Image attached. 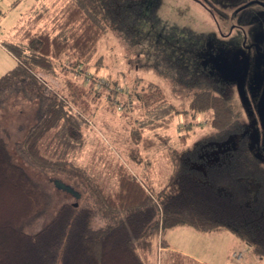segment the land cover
<instances>
[{
	"label": "trees",
	"instance_id": "obj_1",
	"mask_svg": "<svg viewBox=\"0 0 264 264\" xmlns=\"http://www.w3.org/2000/svg\"><path fill=\"white\" fill-rule=\"evenodd\" d=\"M193 1L212 14L219 12L216 0ZM217 1L252 5L251 0ZM109 2L63 0L42 28L39 24L49 15L47 8L39 13L32 10L33 17L18 37L1 43L16 64L0 76V106L7 95L16 93L36 103L34 122L15 145L16 154L45 176L89 192L92 205L61 203L38 230L26 231V224L49 213V197L14 161L0 138V264H149L155 250L163 253L160 264H205L170 249L166 231L182 226L208 233L229 231L249 247L248 254L241 251V264H254L252 256L257 261L264 260V159L250 148L245 125L232 110L225 91L219 88L221 82L214 81L212 85L198 79L192 84L196 88L184 111L167 100L157 83L139 86L142 83L138 82L124 87L145 111L151 131L172 122L180 113L195 119L210 112L206 123L217 141L239 137V145L226 156L227 162L208 169L205 175L180 168L156 188L121 167L117 189L110 194L94 182L86 183L92 179L73 164L72 158L84 143L79 118L68 105L85 110L84 102L89 101L91 92L67 82L68 93L57 95L45 89L36 72L73 76L80 67L86 68L106 33L105 21L112 18ZM1 15L0 10V18ZM94 64L99 65L96 72L101 65ZM186 80L190 78L183 81ZM111 81L123 87L119 81ZM97 98L102 99V95ZM191 123L185 126L188 130ZM133 136L144 150L159 145L139 132ZM129 156L140 163L134 150ZM96 213L104 224L93 227Z\"/></svg>",
	"mask_w": 264,
	"mask_h": 264
},
{
	"label": "rangeland",
	"instance_id": "obj_2",
	"mask_svg": "<svg viewBox=\"0 0 264 264\" xmlns=\"http://www.w3.org/2000/svg\"><path fill=\"white\" fill-rule=\"evenodd\" d=\"M62 1L0 0V76L16 64L1 43L9 37H18L33 17L32 10L39 13L43 7L47 8L49 15L39 24L44 27L49 16L56 12L55 6ZM108 1L112 18L105 21L106 33L86 68L80 67L73 76L63 72L56 76L36 72L45 89L57 95L68 93L67 82L91 92L87 97L89 103L84 102L85 110L68 105L79 118L84 143L72 162L92 179L86 183L94 182L104 193H114L123 167L125 173L160 188L180 168L205 175L208 169L227 162L228 153L239 145L237 136L229 141H217L206 123L210 112L195 119L180 113L172 122L151 131L147 128L145 111L124 88L138 82L142 83L139 86L145 82L160 85L167 100L179 111L187 110L196 88L192 84L198 79L212 85L214 81L221 82L219 88L225 91L232 110L245 125L250 148L264 159V130L257 119L256 106L249 100L259 94L264 82V9L256 4L242 7L216 0L214 5L219 12L212 14L193 0ZM15 2L19 3L12 6ZM95 62L101 65L96 72L99 65ZM187 76L190 80L183 81L189 79ZM113 79L123 87L115 85ZM101 95L102 99L97 98ZM35 107V102L27 101L20 93L7 95L0 106V138L14 161L49 197V213L33 224H26L24 229L28 232L38 230L61 203L92 205L89 192L71 187L79 194L73 197L55 186L56 178L31 168L16 154L15 145L23 140L34 122ZM190 121L192 128L188 130L185 126ZM134 132L157 140L159 145L144 150L134 142ZM182 134L186 135L180 138ZM133 150L140 163L130 158ZM103 224L101 215L96 213L92 226ZM165 239L190 256L197 255L200 259H193L205 264H241V251L244 255L249 252V247L229 231L208 233L182 226L168 229ZM162 256V251L155 250L149 264H160ZM250 259L251 263L264 264V260L257 261L254 256Z\"/></svg>",
	"mask_w": 264,
	"mask_h": 264
},
{
	"label": "flooded vegetation",
	"instance_id": "obj_3",
	"mask_svg": "<svg viewBox=\"0 0 264 264\" xmlns=\"http://www.w3.org/2000/svg\"><path fill=\"white\" fill-rule=\"evenodd\" d=\"M251 3L252 4H256V5H259L260 7H262L263 9H264V1H262V0H251ZM226 74V73H225ZM228 74H226V76H227ZM237 75H239V73L237 74ZM237 75H235V76H237ZM230 80L231 79H233V78H229ZM236 85H237V83H236ZM240 95V94H239ZM240 96H242V95H240ZM250 100V102H252V104L254 105V106H256V114H257V119L259 120V123H260V125H261V121H260V115H259V112H258V107H259V105H263V107H264V82H263V85H262V88L260 89V91H259V94L258 95H255L252 99H249ZM262 113L264 114V108H263V111H262ZM261 129L262 130H264L263 128H262V126H261Z\"/></svg>",
	"mask_w": 264,
	"mask_h": 264
},
{
	"label": "water",
	"instance_id": "obj_4",
	"mask_svg": "<svg viewBox=\"0 0 264 264\" xmlns=\"http://www.w3.org/2000/svg\"><path fill=\"white\" fill-rule=\"evenodd\" d=\"M239 91H240V89H239ZM239 93H240V92H239ZM263 108H264V107H263L262 104L259 105V107H258V112H259V115H260L261 126H262V128L264 129V114L262 113ZM54 184H55L56 187H58V188H60V189H62V190H65V191H67V192H70V193L74 194L76 197H78V195L74 192V190L71 189L69 186H66V185L62 184V183H60L59 181H55Z\"/></svg>",
	"mask_w": 264,
	"mask_h": 264
},
{
	"label": "crops",
	"instance_id": "obj_5",
	"mask_svg": "<svg viewBox=\"0 0 264 264\" xmlns=\"http://www.w3.org/2000/svg\"><path fill=\"white\" fill-rule=\"evenodd\" d=\"M166 240H167V239H166ZM167 242H168V244H169L170 249L175 250V251H178V252H181V253H183V254H185V255L190 256L189 254L183 252L182 249H180V248H178V247H173V245H171V243H170L168 240H167ZM190 257H192V256H190ZM195 257L200 259V257H198L197 255H194V257H192V258H195ZM196 260H197V259H196ZM200 262H201V261H200Z\"/></svg>",
	"mask_w": 264,
	"mask_h": 264
},
{
	"label": "built area",
	"instance_id": "obj_6",
	"mask_svg": "<svg viewBox=\"0 0 264 264\" xmlns=\"http://www.w3.org/2000/svg\"><path fill=\"white\" fill-rule=\"evenodd\" d=\"M242 254V253H241ZM241 258V255L238 257V259H240Z\"/></svg>",
	"mask_w": 264,
	"mask_h": 264
}]
</instances>
